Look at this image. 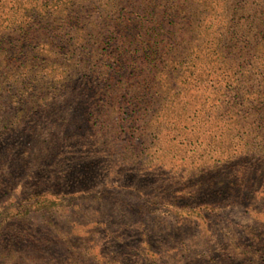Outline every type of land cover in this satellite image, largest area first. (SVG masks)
<instances>
[{"label": "rangeland", "instance_id": "rangeland-1", "mask_svg": "<svg viewBox=\"0 0 264 264\" xmlns=\"http://www.w3.org/2000/svg\"><path fill=\"white\" fill-rule=\"evenodd\" d=\"M89 40L81 67L65 42L60 54L40 44L37 68L7 79L17 97L0 105V220L13 224L0 252L35 242L16 240L0 264H259L248 258L264 187L248 211L232 195L212 210L196 191L264 159V73L163 70L142 74L148 93L144 77L115 71L105 38Z\"/></svg>", "mask_w": 264, "mask_h": 264}, {"label": "trees", "instance_id": "trees-1", "mask_svg": "<svg viewBox=\"0 0 264 264\" xmlns=\"http://www.w3.org/2000/svg\"><path fill=\"white\" fill-rule=\"evenodd\" d=\"M103 38L106 40L99 44L105 43L108 50L102 53L115 62V71L129 69L141 77L163 70L172 77L185 72L188 78L193 71L207 77L220 70L235 80L244 77L248 81L254 71L264 73V0H0V105L3 97L8 102L17 97L9 89L12 72L37 68L40 44L60 54L65 42L70 48L66 52L76 63L71 68H78L86 58L74 55L84 54L89 39L99 42ZM136 84L151 93L148 87L155 83L144 77ZM226 86H230L228 82ZM18 103L26 108L29 100L20 98ZM245 159L241 172L234 170L226 182L205 184L196 195L212 198L206 202L212 210L222 207L232 195L248 211L264 187V159ZM228 161L222 168L236 166ZM12 222L0 220V236ZM252 226L257 232H252L251 238L260 248L251 252L248 263L262 264L264 222L257 220ZM22 237L17 242H35ZM11 239L3 244L7 253L6 248L18 245Z\"/></svg>", "mask_w": 264, "mask_h": 264}]
</instances>
